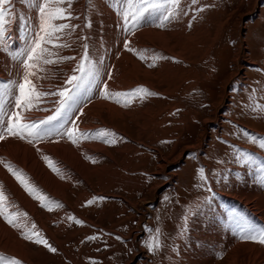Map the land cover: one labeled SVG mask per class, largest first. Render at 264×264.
Instances as JSON below:
<instances>
[{"label":"rangeland","instance_id":"374dc122","mask_svg":"<svg viewBox=\"0 0 264 264\" xmlns=\"http://www.w3.org/2000/svg\"><path fill=\"white\" fill-rule=\"evenodd\" d=\"M14 6L19 9V15L14 17L12 14L9 19L11 22L18 19L20 27L18 42L9 48L18 50L24 46L26 33L34 27L38 12L28 0H11L6 7L12 9ZM62 6L67 7V4ZM181 6L187 14L180 15L163 28L155 27L159 21L148 18L149 14H145L137 28H131L130 21L126 25L120 12L127 7V0H71L69 10L73 19L57 21L78 27L71 35H64L61 41L54 42L67 43L69 47L46 46L54 53L59 52L60 56H73L79 60L86 44L91 64L101 72L98 84L97 80L89 84V77L83 88H97L96 94L102 97L100 90L106 78L117 64H123L124 56L131 57L150 73L149 79L139 76V84L129 86L124 93L143 87L141 84L146 79L152 84L147 90L156 95L124 96L122 106L125 103L128 106L123 109L135 104L133 118L125 112L124 119L111 123L103 112L104 123L118 131L117 136H107L103 141L122 174L108 177L109 173H106L101 184L92 177L88 185H82L81 188L90 193L88 201L93 202H87L82 208L74 206V212L90 222L89 225L82 232L79 231L81 223L74 221L70 240L64 233L47 240L57 249L55 253L43 244H36L34 248H40L37 260L41 263L197 264L196 254L190 256L191 252L194 254L190 242L201 239L197 226L202 214L214 211L212 205L221 201L220 192L227 193L232 186L242 188L244 172L264 176V148L243 135L247 132L258 140L264 138V113L260 111L264 108V0H198L196 5L190 0H181ZM200 8L204 11H198ZM20 9L23 12H19ZM26 17L32 23L25 22ZM87 24L90 27H86ZM174 27L181 31L179 35L171 34ZM153 33H163L164 37L157 39ZM164 39L169 40L168 48L162 42ZM126 40L130 41L129 46L135 49L134 52L124 47ZM162 45L173 50L163 55L161 62L158 52L161 53ZM147 52L148 56L144 55ZM51 58L53 61L58 59L55 55ZM76 62L43 65L45 71L38 74L46 75L49 81L41 84L38 90L50 92L66 86L65 80L72 74ZM105 63L108 64L107 71L103 73L101 67ZM162 66L164 71L160 72ZM18 68L17 62L0 53V70H6L8 77L14 76V70ZM11 79L18 81L20 77L9 78V81ZM58 99L55 96L42 98L48 114L53 113ZM94 124L98 125L95 134L100 133L103 128L99 126L100 121L97 119ZM95 134L90 140H101ZM116 137L118 140L114 139ZM200 139L202 144L198 148ZM245 155L252 157L251 163L242 161L241 157ZM162 159L166 165L163 171L159 169ZM111 162V158L103 156L99 161L94 160L91 166L102 167ZM255 162L258 164L252 165ZM79 191L67 194L68 204L74 205ZM52 202L44 200L38 207L51 218L66 208L64 202ZM232 211L235 214L230 218V236L242 239L248 229H256L245 220L238 224L240 212ZM50 229H56L55 225ZM157 229L161 247L150 252L146 243ZM68 230H72L71 227ZM228 240L230 242L231 238ZM221 244L214 264H228L232 256L233 251L230 248L221 250L225 246ZM253 264H264V259Z\"/></svg>","mask_w":264,"mask_h":264},{"label":"bare ground","instance_id":"6f19581e","mask_svg":"<svg viewBox=\"0 0 264 264\" xmlns=\"http://www.w3.org/2000/svg\"><path fill=\"white\" fill-rule=\"evenodd\" d=\"M17 10H19L17 6L12 7V13L14 17L19 15H17ZM19 12L23 11L20 9ZM26 18L27 20L24 18L25 22L30 23L31 21L29 20L31 19H29V17ZM7 27V38L9 45H14L18 42L20 27L18 19L16 21H12ZM171 29V34L175 36L181 33V31H177L175 27ZM145 32H148V30L146 29ZM153 34L157 39L164 37L163 33L160 35H157L156 33ZM147 36L148 35H146V38ZM162 42L166 43L165 47H167L169 40L166 41L164 39ZM169 49L170 50L165 49L164 45H162L161 53L158 52L159 61L162 62L161 57H163V55H165L167 52L171 53V50H173L171 48ZM144 55L148 56V52ZM122 57L123 64H121L119 61L120 66L117 64L115 68L112 69V78H106L107 80H105L110 93H124V91L127 90L126 88L129 86L138 85L140 78L139 76L147 79L150 78L149 69L141 68L140 64L137 61L131 59V57ZM103 60L105 61L106 59ZM107 65L108 64L105 63L101 67V71L103 73L107 71ZM163 68L164 66H162L159 71H164ZM17 71L20 74L22 69L20 68V71L19 68L18 70L15 69V75L8 77L6 70H0V85L7 83L9 78L18 79L20 75L17 73ZM17 75H19V77H17ZM43 77L45 78H42L38 81L33 78L34 82L38 84L39 89L42 87L41 84L49 81V78H47L46 75ZM98 83L99 81L97 80V84ZM141 85H143V87L146 89L148 87H152L151 82L147 81L146 79ZM96 86L94 87L96 88ZM80 92L82 97L81 103L73 108L68 117L69 121H73L74 119L75 125L78 127V131L74 132V134L77 136V143H72V141L67 137L61 138L55 135L51 137H45L40 141H34L31 144L26 140L13 137H9L6 140L0 141V159L10 163L14 168L21 170L25 174L29 184L34 185L37 189H39V194L45 197L44 200L49 199L54 203L64 202L66 204V208L64 209L63 213H60L59 215L55 214L51 218L50 215L44 214L45 212H42L38 208L42 201L39 199L36 200L30 196L16 180V178L10 172H8L3 164H0V184H3L5 195L8 197V201L6 202L7 211L19 212L21 214L18 220V222L21 224L19 229L9 225L7 221L4 220L3 216H0V264H9V262L13 259H19L21 264H43L41 261L37 260L40 248L38 250L37 248H34L36 244L30 240H25L22 233L28 231H37L39 232L40 236L45 238V240H51L54 235H57L58 233H64L67 235V240H70L73 236V233L71 232H73L75 228L73 227L74 221H80L81 230L79 231L85 232L86 225H89L90 222L74 212V206H80L82 208V205L84 206L87 204L88 197H90L88 190L81 188L83 187L82 185H88L90 183L89 180L92 177L97 178L99 184H101V181H105L106 173H109L108 177H118L121 176L120 174H122V170L117 164H115L113 159L114 157L111 156L110 152L105 147L106 142L103 141L107 136H117L118 131H115L114 128H111L112 126L106 125L102 115L103 112H106L109 117V122L111 123L118 120L119 118L124 119L123 115L125 112H128L131 115L130 118H133V111L134 109L136 110V107H134L135 104H131V107L125 110L122 106L124 96H112L110 99H104L103 97H99L96 94L97 88H82ZM117 100H119V103L116 102ZM151 100L152 99H150V101ZM44 102L45 101L42 100V102L39 103L37 107L39 109H46L47 106ZM8 107L9 110H12L11 105ZM47 114L48 111L36 109L25 113L28 119L33 121L43 119L50 115ZM97 119L100 121L99 126L103 127L100 131H104L106 135L100 136L101 140H90L91 138L87 140L80 137V132L87 133L89 137H92L93 134H95L94 131L97 129L98 125L94 124V121ZM71 124L72 123L69 122L65 124V127L70 128ZM96 135H98V133L95 134V136ZM114 139L118 140L117 137ZM201 142L202 139H200L199 143L197 144L198 148H200L202 144ZM117 152L119 155H122L121 150H118ZM43 156H48L54 162V164L60 169V175H57L56 172H53L51 168H49L48 164L42 158ZM103 156L111 158L113 163L111 162L110 164H106V166L104 165L102 167L91 166L94 160L99 161ZM257 162L259 163V161ZM257 162L252 165L256 166L258 164ZM165 166V160L163 161L162 159V161H160L159 169L163 171L165 170ZM254 168H256L255 171H257V167ZM243 175L241 179L243 181L242 188L239 185L238 186L240 188H235L232 186L233 188H228L227 193L220 192L219 197L221 201H217V203L212 205V207H214L212 208L214 211L210 212L209 210L208 212L210 213H206L204 215L202 214L201 219L203 221L200 220V223L197 226L198 230H200L201 239L199 241L197 240L190 242L191 249L192 251L194 250V254L191 252L190 256L195 257L196 254V257L199 258L197 264H214V259L217 257L215 255L217 254L219 245L221 243L225 245L224 247L222 246L223 249L221 250L224 251L226 248H230L229 250L233 251L228 264H253L256 260L264 259V244H260L255 241V244L247 243V241L243 238L246 233L243 234L242 239H234L232 236H230L231 232L229 230H231L230 228L232 226L230 224V218L235 214L232 210L240 212L241 218L236 220L238 224L243 223V220H245L254 225L256 228V233L264 231V219H262V216H264V176L253 174V172L247 174L244 172ZM61 176H63V178H61ZM75 190L80 191L75 196L73 202L74 205H70L68 204L66 197L69 193L74 194ZM221 205L224 207H221L222 210H220ZM230 210L233 213H231V215ZM25 213L26 216L23 215ZM32 225L36 226L35 229H32ZM51 225H55L56 229L51 230ZM68 227H71L72 230H68ZM230 238L231 241L229 242L228 239ZM48 243H51V241Z\"/></svg>","mask_w":264,"mask_h":264},{"label":"snow or ice","instance_id":"6c2138e0","mask_svg":"<svg viewBox=\"0 0 264 264\" xmlns=\"http://www.w3.org/2000/svg\"><path fill=\"white\" fill-rule=\"evenodd\" d=\"M28 3L38 12V17L35 20L34 27L26 33L24 46L18 50H11L7 38V26L11 23L9 18L13 13L10 7H6L11 4V0H0V53L7 54L22 69L18 81L12 80L0 85V141L13 137L26 140L31 144L34 141H40L45 137L55 135L61 138L67 137L75 144L77 143V137H75L74 132L78 131V127L74 121H69V113L72 112L76 105L81 103L82 97L80 90L83 88L87 78H91L88 80V83L94 84L99 78L100 73L89 60L86 44L83 46L85 51L79 60L73 56H60L59 52L54 53L46 46L52 44L54 47L61 49L69 47L67 43L54 44V42L59 41L64 35H71L78 27L70 22L57 23V21H71L73 19V14L69 10L71 8V0H28ZM190 3L196 5L198 0H190ZM65 4H67V7L62 6ZM198 11L202 12L204 9L200 8ZM156 13H159V15L157 16ZM145 14H149L148 18L159 21V23L155 24V27L163 28L168 22L178 19L180 15H186L187 12L181 6V0H163V2H159V0H135V2L134 0H127V7L120 12V16L126 25L129 21L131 22V28H137L140 21L145 19ZM85 26L90 27V24ZM129 45L130 41L126 40L124 47L129 52H134L135 49ZM54 55L58 57L56 61H53L51 58ZM163 58L161 57V59ZM69 60L77 62L72 74L65 80L66 86L50 92L38 90V84L34 82L33 78L36 81L45 78L38 74L45 71L43 65ZM149 66L151 67L153 65ZM108 78H112L110 74ZM137 93H143L147 96L156 95V93L149 92L143 87L129 93H110L106 83L100 90V95L104 99H110L112 96L135 97ZM48 96L59 98L55 101L56 107L53 113L37 121L29 120L25 115L26 112L32 111L33 109L47 111V109H39L37 106L42 102L43 97ZM116 102L119 103V100ZM9 105L12 106V110H9ZM123 106L127 107L128 104L125 103ZM260 111L264 113V108H261ZM69 122L72 123V127H65V124ZM79 135L84 139L95 138L89 137L87 133L83 132H80ZM98 135L104 136L106 133L101 131ZM243 135L253 143H258L259 147L264 148V138L258 140L255 135H249L247 132H244ZM42 158L53 172L60 175V169L48 156H43ZM241 159L245 163L252 162V157L250 156L245 155ZM0 164H3L30 196L41 201L45 199L43 195L39 194V189L29 184L25 174L21 170L14 168L3 159H0ZM202 172L203 170L201 169ZM203 178L202 175L201 179ZM7 201L8 197L5 195L4 186L0 184V216H3L9 225L19 229L21 224L18 220L21 214L19 212H8ZM92 202L91 200L88 201L89 204ZM42 206L47 207L43 203ZM23 215L26 216V213ZM76 223L81 222L76 221ZM35 227V225H32V229H35ZM22 235L25 240H30L35 244H43L45 248L53 253L57 251L37 231L23 232ZM243 238L264 244V231L256 233L255 230L248 229L247 234ZM89 239H94V237H89ZM117 239L120 238L117 237ZM146 246L150 252L156 251L161 247L159 229L156 230V234L146 243ZM9 264H21V261L19 259H13Z\"/></svg>","mask_w":264,"mask_h":264}]
</instances>
